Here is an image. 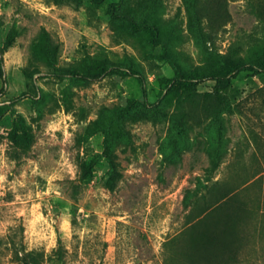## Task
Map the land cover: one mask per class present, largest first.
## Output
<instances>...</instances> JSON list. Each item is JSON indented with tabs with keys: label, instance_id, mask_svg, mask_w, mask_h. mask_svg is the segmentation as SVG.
I'll use <instances>...</instances> for the list:
<instances>
[{
	"label": "rangeland",
	"instance_id": "1",
	"mask_svg": "<svg viewBox=\"0 0 264 264\" xmlns=\"http://www.w3.org/2000/svg\"><path fill=\"white\" fill-rule=\"evenodd\" d=\"M227 1L214 28L185 0H0V264H264V69L224 58L264 49V0Z\"/></svg>",
	"mask_w": 264,
	"mask_h": 264
},
{
	"label": "trees",
	"instance_id": "2",
	"mask_svg": "<svg viewBox=\"0 0 264 264\" xmlns=\"http://www.w3.org/2000/svg\"><path fill=\"white\" fill-rule=\"evenodd\" d=\"M157 0H149V5L147 7L154 6L153 3H155ZM186 5L191 9H194L199 15L200 19H206L209 18L210 26L211 27H222L227 25L228 18H229V9H228V1L227 0H185ZM127 18L130 21V24L133 25V27L136 30H142L145 29L146 31H149L151 34L155 35V33L158 31L157 24L153 23L149 19L144 18L142 21L138 22L136 19L132 18L131 16H127ZM264 29V27H263ZM249 54L246 56L240 55L237 51L232 50L227 55H225L226 62L230 65H233L235 69H240L244 67L245 65H251L252 67L258 68V69H264V49L260 50L255 47H251L249 49ZM115 68V65H105V64H96L87 69L86 71H83L84 73H78V77L80 80H82L85 83H89L90 81L97 80L102 75L110 71L111 69ZM215 80V85L213 88L212 97L214 102L216 103L217 112L223 111L226 109V107L230 104V98L228 96L229 90L231 88L232 82L229 77V73L225 74H217L213 76ZM194 86L197 85V82L193 84ZM195 87L192 89H189L188 92L195 91ZM135 105H130L126 109L120 111L116 116L118 118H122L124 116L130 117L133 120H136L135 116L138 114ZM233 194L231 191H225L221 195V197L218 198V201H222V204L225 206L229 205L230 201L233 200ZM214 205L209 209L210 212L213 211ZM209 210L207 212H209ZM257 212L253 208H244L243 212ZM206 212V213H207ZM209 214V213H208ZM188 231L186 233L182 234L180 238L185 237L187 235ZM222 243L218 245V250L223 251L226 249V247H222ZM232 254V253H230ZM221 255H223L221 253Z\"/></svg>",
	"mask_w": 264,
	"mask_h": 264
}]
</instances>
